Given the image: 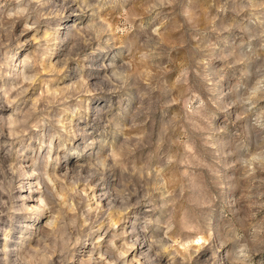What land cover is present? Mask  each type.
I'll list each match as a JSON object with an SVG mask.
<instances>
[{"label":"clouds","instance_id":"1","mask_svg":"<svg viewBox=\"0 0 264 264\" xmlns=\"http://www.w3.org/2000/svg\"><path fill=\"white\" fill-rule=\"evenodd\" d=\"M0 264H264V0H0Z\"/></svg>","mask_w":264,"mask_h":264}]
</instances>
